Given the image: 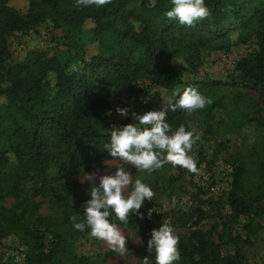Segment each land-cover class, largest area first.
<instances>
[{
	"label": "trees",
	"instance_id": "16d2710c",
	"mask_svg": "<svg viewBox=\"0 0 264 264\" xmlns=\"http://www.w3.org/2000/svg\"><path fill=\"white\" fill-rule=\"evenodd\" d=\"M131 1L112 0L101 8H77L76 0H28L29 7L22 13L9 0H0V76L9 82L4 87L0 81V244L6 237H16L26 247L24 264H64L65 259L84 263L91 259L75 258V239L90 230L74 229L70 217L76 215L78 222L84 219L83 205L91 198L88 190L95 182H65L63 175L91 169L110 156L103 143L109 141L107 120L113 93L132 92L142 79L172 89L183 82L177 65L182 46L192 49L185 61L196 69L201 48L228 50L253 37L257 49L240 59L236 70L241 72L244 84L264 94V27L251 28L254 22L264 23V0H205L211 14L194 27L166 17L171 0H155L153 4L141 0L130 7ZM48 20L54 28L64 25L77 31L79 37L88 30L91 40L87 47L93 43L94 48L84 49L74 69L58 53L41 49L30 50L22 61L7 65L12 56L10 37ZM86 24L90 28H85ZM180 38H189L187 45ZM51 73L56 77L53 87L47 84ZM187 86L213 91L207 96L213 99L225 85L210 80ZM212 101L204 108L207 115L222 107L232 113L238 125L254 119L249 103L229 92ZM165 109V119L173 129L183 124L189 130L192 114L172 112L168 106ZM6 136L14 139L8 149L2 148ZM234 169L228 195L230 214L222 223L218 241L210 230H204L201 222L205 213L198 208L188 234L179 237L181 260L175 264H240L237 254L223 252V240L241 216L256 213L254 202L264 197V134L248 154H236ZM52 170L59 176L51 175ZM167 189L171 196L173 186ZM50 193L64 199L61 220L40 212L42 202L37 197ZM7 197L14 199L11 206L3 204ZM154 206V200H145L140 209L144 218L131 214L127 225L114 214L110 219L132 230L151 231L150 221L158 214L153 211L149 219L147 210ZM162 215L167 217L168 213ZM246 227L256 232L262 225L251 218ZM113 253L109 251L100 261Z\"/></svg>",
	"mask_w": 264,
	"mask_h": 264
},
{
	"label": "rangeland",
	"instance_id": "374dc122",
	"mask_svg": "<svg viewBox=\"0 0 264 264\" xmlns=\"http://www.w3.org/2000/svg\"><path fill=\"white\" fill-rule=\"evenodd\" d=\"M149 2L153 4L155 0H149ZM8 3L22 13H25L29 7L28 0H9ZM140 3L141 0H132L129 6L133 7ZM135 25L136 28H140L139 23ZM90 26L86 24L85 28ZM260 26L264 27V23L254 22L251 28ZM88 32L87 30L82 33ZM180 39L183 40V45L189 42V38ZM86 40L83 36L79 37L77 31H72L64 25L54 28L52 22L48 20L28 32H16L10 37L9 46L12 56L6 64L22 61L30 50L41 49L48 50L51 54L58 53L63 62L70 63L71 69H74L80 64L82 53L88 44ZM94 46L95 44L89 43L87 49L92 50ZM256 49L257 44L253 37L247 43L235 45L228 50L201 48L199 63L196 69H192L185 61V57L192 52V49L188 45L182 46L178 50L180 58L177 62L183 78L182 84L172 89H165L155 86L147 79H142L137 81L132 92L113 93L110 99L112 109L107 120L109 127L113 124L121 126L131 122L137 123L136 113L159 111L168 106V102L162 97L174 103L178 96L174 95L176 89L182 91L187 83L210 80H220L225 85L223 89L218 90V94L214 95L212 100L229 92L249 103L252 118H254L245 124L238 125L233 121L232 113L226 112L222 107H216L209 115L204 113V109L194 112L188 128L201 137L190 153L196 159L198 174L190 173L179 166L173 167L170 163L151 173L138 171L132 165L126 166L133 180L141 179L155 192L154 210L158 216L150 221L153 228L158 229L163 220H169L179 237L187 235L189 225L198 216V208H200L205 213L201 225L204 230H210L212 238L218 241L217 235L222 231V223L230 214L228 195L234 180L236 154H248L264 134V94L260 89L244 84L241 72L236 70L238 61L254 53ZM4 73L5 70H3ZM47 80V84L53 87L56 81L55 74L51 73ZM0 81L4 87L9 85L3 76H0ZM198 91L205 96L214 94L206 88ZM117 106L127 107L128 116H120L116 112ZM2 108L0 104V109ZM240 119L243 120L242 117ZM13 142L14 139L11 136H6L2 141V148H10ZM118 163V160L109 156L100 165H93L91 169L63 175V180L65 182L78 180L82 184L94 182L87 180L90 173H97V176L111 174ZM51 175L59 176V173L52 170ZM95 182L99 183L98 178ZM169 185L173 186L171 196L168 195ZM37 200L42 202L40 212L43 215L62 219L61 212L65 208L62 197L58 200L56 193H50L37 197ZM13 202V198L7 197L3 204L11 206ZM254 206L257 208L256 213L241 216L237 223L231 225L229 237L223 240V252L237 254L240 264H264V197L255 201ZM164 213H168V216L164 217L162 215ZM251 218L260 223L262 228L256 232H249L246 226ZM117 226L127 238L128 252L125 255L121 256L114 252L101 262L100 259L111 249L105 242L91 237L89 231L75 239L74 251L77 255L75 258L91 259L84 263L65 259L64 264H142V258L148 255L147 241L151 237V231ZM25 252L26 247L22 246L16 237H6L0 244V264H24L22 257H25Z\"/></svg>",
	"mask_w": 264,
	"mask_h": 264
},
{
	"label": "clouds",
	"instance_id": "9594fccd",
	"mask_svg": "<svg viewBox=\"0 0 264 264\" xmlns=\"http://www.w3.org/2000/svg\"><path fill=\"white\" fill-rule=\"evenodd\" d=\"M111 2L112 0H76V7L101 8ZM210 14L205 0H171V7L165 13L169 20L188 27L206 20ZM174 95H178L174 103L162 97L168 102L172 112L182 110L191 115L213 103L210 97L193 86H187L182 91L176 89ZM116 112L127 117L129 109L117 106ZM165 116L166 109L149 110L143 114H135L137 123L121 126L113 124L109 127V141L102 143L109 150L110 156L119 163L111 174L88 175V181L95 182L98 178L99 183L95 182L88 190L91 198L84 202V219L78 222L76 215L70 217L74 229L81 232L89 229L91 237L105 242L121 256L128 252L127 238L110 217L114 214L125 225L129 223L131 214L143 219L144 213L140 209L145 200L152 201L155 196L148 184L141 179L133 180L126 166L132 165L138 171L151 173L170 163L173 167L179 166L193 174L199 172L196 159L190 153L194 144L200 140V135L186 130L183 124L173 129ZM153 211L154 208L147 210L149 219ZM178 245L179 236L171 221L163 220L158 229L151 230V237L147 241L148 255L142 258V264H175L181 260Z\"/></svg>",
	"mask_w": 264,
	"mask_h": 264
},
{
	"label": "crops",
	"instance_id": "0c3cea01",
	"mask_svg": "<svg viewBox=\"0 0 264 264\" xmlns=\"http://www.w3.org/2000/svg\"><path fill=\"white\" fill-rule=\"evenodd\" d=\"M91 34H89V33H81L80 34V36H83V37H85L87 40L86 41H89V40H91V36H90Z\"/></svg>",
	"mask_w": 264,
	"mask_h": 264
},
{
	"label": "built area",
	"instance_id": "2783aa9c",
	"mask_svg": "<svg viewBox=\"0 0 264 264\" xmlns=\"http://www.w3.org/2000/svg\"><path fill=\"white\" fill-rule=\"evenodd\" d=\"M23 259L25 258V257H22Z\"/></svg>",
	"mask_w": 264,
	"mask_h": 264
}]
</instances>
